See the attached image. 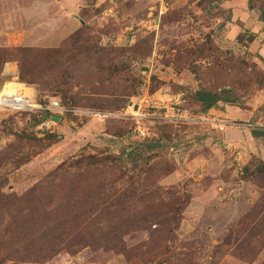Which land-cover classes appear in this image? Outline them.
Returning <instances> with one entry per match:
<instances>
[{"label":"rangeland","instance_id":"rangeland-1","mask_svg":"<svg viewBox=\"0 0 264 264\" xmlns=\"http://www.w3.org/2000/svg\"><path fill=\"white\" fill-rule=\"evenodd\" d=\"M99 3L56 47L5 45L29 33L0 23V90L72 110H0V264H264V162L237 163L212 110L264 114V62L231 35L264 0ZM201 88L233 103L203 111ZM145 96L201 120L142 108L136 138Z\"/></svg>","mask_w":264,"mask_h":264},{"label":"crops","instance_id":"crops-1","mask_svg":"<svg viewBox=\"0 0 264 264\" xmlns=\"http://www.w3.org/2000/svg\"><path fill=\"white\" fill-rule=\"evenodd\" d=\"M99 1L101 0H0V5L12 7L8 12L5 7L4 10H0L1 25L11 21L18 26L6 25L5 28H20L29 33L20 38H7L9 41L3 38V44L59 46L65 38L87 22L90 18L89 8L92 10L99 8L101 5ZM240 22L244 28L255 34L254 40L248 44L249 51L264 60V21L259 20L257 16H251L248 12L241 16ZM239 30V27L236 29L233 26L231 35H238ZM16 83L22 85L21 91L25 93L26 87L22 83ZM262 102L250 100L245 107L225 104L224 110L212 109L228 119L224 122V131L215 133L221 137L223 143L229 142L236 146L231 152L237 163L244 164L253 156L264 162V126H261L264 124V114L256 112V108ZM64 120L58 118L56 121L59 123ZM233 122H243L244 126H234L231 124ZM92 123V120L89 121L84 131H87Z\"/></svg>","mask_w":264,"mask_h":264},{"label":"built area","instance_id":"built-area-1","mask_svg":"<svg viewBox=\"0 0 264 264\" xmlns=\"http://www.w3.org/2000/svg\"><path fill=\"white\" fill-rule=\"evenodd\" d=\"M142 108H151V109H157V108H163L165 111L163 114L160 113V115L156 113H152V116L156 119L163 118L165 121L169 120H175L179 123H186L187 121H199L201 120V116H190L188 117L186 114H182L180 110H176L172 107H168L165 105H160L154 103L148 96H145L144 98H141L139 102L135 105L131 106L132 112H125L124 115L126 117H130L135 120L136 128L134 130L135 137L144 139L146 137V133L144 131V128L140 126V120L143 119V117H146V114L142 113ZM0 110H6L11 112H22V111H33V110H41L44 113H50L49 120L46 122H43L42 125H45L48 127L49 122L57 123L55 120V116L58 118H61L65 116L68 112H71V109L66 108L63 106L58 99H49L45 103H36L34 99H32L30 96L23 93L21 90H16L11 93L3 92V89L0 90ZM176 110V111H175ZM81 113H86L89 115L92 113L91 111H80ZM234 126L242 127L244 126V123L240 122H233L231 123ZM262 124V123H261ZM260 124V125H261ZM257 126V125H255ZM261 126H264L261 125ZM221 129V127H220ZM146 130V128H145Z\"/></svg>","mask_w":264,"mask_h":264},{"label":"trees","instance_id":"trees-1","mask_svg":"<svg viewBox=\"0 0 264 264\" xmlns=\"http://www.w3.org/2000/svg\"><path fill=\"white\" fill-rule=\"evenodd\" d=\"M258 19L264 21V10L260 11ZM254 38H255V34L252 32H249L248 34L239 33L236 37V40L238 43L245 45L246 43L249 44L250 42H252ZM258 58L264 62V60L261 57L258 56ZM21 79L28 83H34L33 79H31L30 77L22 76ZM225 92L226 91L224 89H220L219 91H208L206 89L201 88L195 91V99L197 102L200 103L202 110L206 111L214 107V105H216L219 101H224L226 103L232 104L233 101L230 100L229 97H224ZM47 115L48 117L50 116L48 113Z\"/></svg>","mask_w":264,"mask_h":264},{"label":"bare ground","instance_id":"bare-ground-1","mask_svg":"<svg viewBox=\"0 0 264 264\" xmlns=\"http://www.w3.org/2000/svg\"><path fill=\"white\" fill-rule=\"evenodd\" d=\"M21 87H22V86H21ZM19 89H20V88H19ZM13 90H15V89H10V90H4V89H3V92H10V93H11ZM20 90H21V89H20ZM26 90H27V89H26ZM28 90H29V89H28ZM32 92H33V91H32Z\"/></svg>","mask_w":264,"mask_h":264},{"label":"water","instance_id":"water-1","mask_svg":"<svg viewBox=\"0 0 264 264\" xmlns=\"http://www.w3.org/2000/svg\"><path fill=\"white\" fill-rule=\"evenodd\" d=\"M54 118H55L56 120H58V117H57V116H55Z\"/></svg>","mask_w":264,"mask_h":264}]
</instances>
